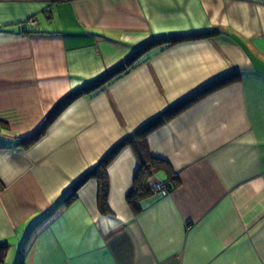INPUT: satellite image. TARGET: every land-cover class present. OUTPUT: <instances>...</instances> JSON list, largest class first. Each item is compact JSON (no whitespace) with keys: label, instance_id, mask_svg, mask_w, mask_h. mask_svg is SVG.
Returning <instances> with one entry per match:
<instances>
[{"label":"crops","instance_id":"1","mask_svg":"<svg viewBox=\"0 0 264 264\" xmlns=\"http://www.w3.org/2000/svg\"><path fill=\"white\" fill-rule=\"evenodd\" d=\"M201 33L55 113L147 42ZM228 75L147 135L163 162L147 185L173 178L166 195L133 212L125 146L106 166V212L94 178L64 202L120 140ZM1 242L0 264H264V0H0Z\"/></svg>","mask_w":264,"mask_h":264},{"label":"trees","instance_id":"2","mask_svg":"<svg viewBox=\"0 0 264 264\" xmlns=\"http://www.w3.org/2000/svg\"><path fill=\"white\" fill-rule=\"evenodd\" d=\"M209 35V33H201L195 35H172V36H162L155 38L143 46H141L136 52H134L129 58H127L124 62L115 66L113 69L105 72L101 76L97 77L92 82L74 90L71 92L67 98L56 108V112L59 111L63 106H65L70 101L74 100L80 95L90 93L91 91H95L103 87L108 81L111 79L118 77L126 72V70L130 67L133 59H135L140 53L148 51L149 49L159 47V46H169L175 43L189 40L201 38ZM235 81L233 76H225L222 77L211 84L201 88L200 90L192 93L191 95L185 97L175 105L167 108L164 112H162L157 117L153 118L141 128L137 129L132 136H128L120 140L110 151L106 154L100 162L90 169L86 174H84L76 183H74L71 187V190L65 195L64 202L66 204L70 203L76 197L77 190L89 179H96L98 182V205L102 212H106V191H107V176H106V166L108 163L115 157V155L125 146H130L133 148L135 155L138 160V169L135 173L134 177V190L133 192L127 196V203L130 205L134 213H137L141 210L140 201L146 197V194L150 191V185H147L148 178L161 166H163V162L158 158L152 157L148 151L146 145V137L147 135L158 128L162 123L167 120L173 118L181 111L185 110L192 104H194L197 100L202 98L207 93L225 85ZM44 128L41 131L36 132L29 138V142L35 141L38 138ZM27 141L22 140V144L27 146ZM173 178L168 180L170 190L176 186L177 183L171 181ZM8 250V244L5 242L0 243V263L5 260L6 254ZM20 264H23L20 262Z\"/></svg>","mask_w":264,"mask_h":264},{"label":"built area","instance_id":"3","mask_svg":"<svg viewBox=\"0 0 264 264\" xmlns=\"http://www.w3.org/2000/svg\"><path fill=\"white\" fill-rule=\"evenodd\" d=\"M169 191L170 188L168 180L156 181L150 184V192L153 194L166 195Z\"/></svg>","mask_w":264,"mask_h":264}]
</instances>
